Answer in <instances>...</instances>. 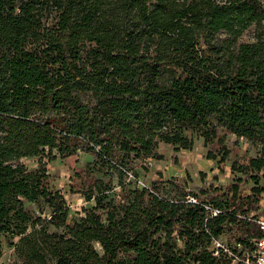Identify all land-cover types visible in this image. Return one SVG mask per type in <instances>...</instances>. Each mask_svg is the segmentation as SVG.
I'll return each instance as SVG.
<instances>
[{"label": "trees", "instance_id": "16d2710c", "mask_svg": "<svg viewBox=\"0 0 264 264\" xmlns=\"http://www.w3.org/2000/svg\"><path fill=\"white\" fill-rule=\"evenodd\" d=\"M226 135L255 154L225 184L138 182L193 137L219 165ZM75 153L69 221L47 163ZM261 193L264 0H0V235L21 264H241Z\"/></svg>", "mask_w": 264, "mask_h": 264}, {"label": "rangeland", "instance_id": "374dc122", "mask_svg": "<svg viewBox=\"0 0 264 264\" xmlns=\"http://www.w3.org/2000/svg\"><path fill=\"white\" fill-rule=\"evenodd\" d=\"M244 36L243 40H247ZM193 146L191 150L174 151L170 146L161 144L159 152L163 154L162 160H151L149 170L141 171L139 180L148 184L152 180L175 179L177 182L184 184L187 190H196L198 187H207L210 183L225 184L231 178L229 172V163L244 164L246 159L255 154V146L251 143L236 138L233 135H226L223 144L228 148L227 158L216 166L215 162L205 158L208 145L204 146L200 138L193 137ZM90 156L84 153H75L71 156L60 158L47 163V170L50 177V186L53 189H59L65 198L69 212L68 220L70 221L81 208L87 207L84 202L83 193L70 189L74 184L72 175L74 170L81 167L90 160ZM29 167L35 165L34 160H24ZM199 171L204 172V178L200 179ZM216 178V179H215ZM256 178L254 174H249L248 182L242 185V192L247 193L248 186L252 185V180ZM264 210V193L258 196V211ZM0 244L2 248V258L0 264H21L15 255L13 247L0 235Z\"/></svg>", "mask_w": 264, "mask_h": 264}, {"label": "built area", "instance_id": "2783aa9c", "mask_svg": "<svg viewBox=\"0 0 264 264\" xmlns=\"http://www.w3.org/2000/svg\"><path fill=\"white\" fill-rule=\"evenodd\" d=\"M147 164L151 165L152 162L148 161ZM138 182L142 184L140 180ZM188 202L195 203V200L191 198V196H189ZM213 214L215 215L216 212H214ZM252 222L255 224L258 231L260 232V236L252 241L253 248L249 253L244 252L238 257L232 256L233 257L232 262L238 261L241 264H264V215L262 214L256 215L255 218H252ZM215 245L217 247L222 248L224 252H227V254H229L227 249L223 248L220 245V242L215 241ZM240 248H241L240 245L238 244L235 245V249H240ZM229 255L231 256V254Z\"/></svg>", "mask_w": 264, "mask_h": 264}]
</instances>
